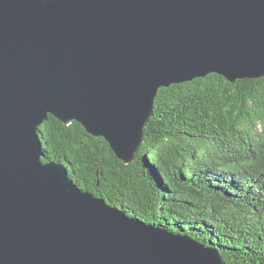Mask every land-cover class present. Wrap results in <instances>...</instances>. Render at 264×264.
<instances>
[{"label": "water", "instance_id": "water-1", "mask_svg": "<svg viewBox=\"0 0 264 264\" xmlns=\"http://www.w3.org/2000/svg\"><path fill=\"white\" fill-rule=\"evenodd\" d=\"M264 77V0H0V264H227L44 163L55 117L130 164L161 88Z\"/></svg>", "mask_w": 264, "mask_h": 264}, {"label": "trees", "instance_id": "trees-1", "mask_svg": "<svg viewBox=\"0 0 264 264\" xmlns=\"http://www.w3.org/2000/svg\"><path fill=\"white\" fill-rule=\"evenodd\" d=\"M39 132L43 162L83 191L217 248L227 264H264V77L161 88L130 164L78 122L49 115Z\"/></svg>", "mask_w": 264, "mask_h": 264}]
</instances>
